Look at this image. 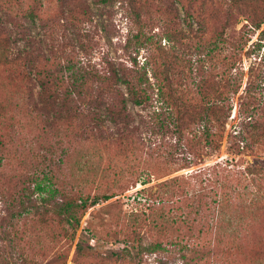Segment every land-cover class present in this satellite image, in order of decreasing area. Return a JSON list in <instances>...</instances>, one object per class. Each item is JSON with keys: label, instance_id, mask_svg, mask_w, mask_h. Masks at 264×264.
I'll list each match as a JSON object with an SVG mask.
<instances>
[{"label": "rangeland", "instance_id": "obj_1", "mask_svg": "<svg viewBox=\"0 0 264 264\" xmlns=\"http://www.w3.org/2000/svg\"><path fill=\"white\" fill-rule=\"evenodd\" d=\"M27 8L35 13L32 19L22 14ZM246 18L264 21V0H0V236L9 231L10 238L24 228L42 235V249L26 250L37 264H50L59 255L63 264H264V27L255 29ZM135 35L150 41L138 47ZM215 35L217 52L205 56ZM132 60L144 66L151 86L152 73L166 77L160 87L178 114L197 113L211 103L222 109L207 123L218 137L210 147H198L193 156L183 145L193 134L199 136L204 123L185 119L188 124L178 133L171 120L154 127L152 114L160 105L156 87L143 106L126 104L128 124L112 122L111 99L97 92V78L112 68L132 69ZM65 66L88 78L85 95L67 103V111L59 105L69 87ZM57 71L61 86L40 87L44 75ZM118 90L125 95L122 86ZM166 111L161 104L159 112ZM76 166L85 168L86 183L76 179ZM215 166L246 178L249 194L242 206L258 193V201L242 213L246 227L236 241H220L222 232L210 227V193L197 206L192 199L177 203L174 198L170 204L167 195L160 197L158 184L199 170H205L203 178ZM131 168L141 175L136 183L125 178ZM101 170L106 179L98 181ZM43 175L53 177L54 202L64 200L66 192L75 199L76 185L89 196H113L87 208L72 235L50 209L41 218L12 219L14 228L8 230V207L15 205L21 188L31 189L30 181ZM145 196L155 200L150 210L162 227L157 234L123 223ZM181 213H187L186 224L170 226ZM39 218L45 227L37 226ZM168 226L176 230L167 231ZM123 235L134 245L157 242L163 249L133 259L135 249H123ZM173 236L180 244L170 247ZM81 237L90 250L76 257L74 244ZM0 249L15 260L9 242L0 241ZM117 252L128 255L114 256Z\"/></svg>", "mask_w": 264, "mask_h": 264}, {"label": "trees", "instance_id": "obj_2", "mask_svg": "<svg viewBox=\"0 0 264 264\" xmlns=\"http://www.w3.org/2000/svg\"><path fill=\"white\" fill-rule=\"evenodd\" d=\"M101 3L106 2V0H99ZM235 1V0H234ZM244 3H249V0H243ZM251 5V1H250ZM24 17H27L28 19H32L35 17V13L30 9L27 8L23 13ZM201 19V16L196 15V19ZM141 21V19L139 18ZM246 21L250 24L251 27L257 29L260 24L264 27V21L261 19L259 20H253V18H246ZM188 28H191V24H187ZM198 32V31H196ZM161 35L163 38H169L170 34H167V32H161ZM195 34L190 35L191 38H194ZM140 35H135L134 40L137 41V46L142 47L146 42H149V38H146L145 41L142 39L139 41ZM220 37V36H219ZM218 35L214 36V39L210 42L208 46H210L207 51L205 52V56H210L215 51L217 52L218 42L220 39H217ZM136 43V42H135ZM223 43L222 37H221V44ZM230 57V56H225ZM132 69H125L120 68L117 70H114L113 68L107 73L105 76H99L97 78V82L99 84L97 92H102L104 94H107L111 99L112 108H114L110 111H108V116L112 117L110 118L112 122L117 123L120 122V119H123V122L125 124H128L129 117L126 114V104L130 103L133 106H143L144 104L148 103L150 100L149 91L152 87H156V101H159V111L161 104L164 106V108L167 110V113H160L155 112L152 114L153 119V125L154 127L158 126L160 127L163 123L166 121L171 120L172 126L176 127V133H178L179 129L183 126H186L188 123L185 121V119H190L189 124H193L192 122L196 121V123H204L202 127V131H199V136H195L193 134L192 138L186 141L183 145L185 148H187L188 151L192 152V155L194 156L196 152L198 151V147H201L202 145L204 147H210L211 143L215 140L217 137L215 133L211 131L212 125H208L207 123L213 121L218 117V115H222V109H219L214 103H211L208 108L202 110L200 112H187V114L181 113L178 114L177 108L176 110L172 108V104H174V100L162 92L161 90V83L163 81H166V77H164L162 80L160 78L158 79L155 74L150 73L152 79L154 80L155 86H151V84L148 82L146 77V71L144 66L141 68L137 67L135 65V62L132 60ZM73 66H65L64 71L67 73L65 76L67 82L69 83V87L67 90H65L66 94L63 95L60 99V107L67 108V103H71L74 100H80V97L85 95V92H83V89L87 85L88 78L86 76V73L77 70H72ZM137 67V68H136ZM58 72L55 74H46L44 75V82H40V87L45 88L48 85L53 86H61L64 81L62 80V76L58 75ZM229 80V79H228ZM162 81V82H161ZM231 84V83H230ZM232 85V84H231ZM68 86V85H67ZM118 86H122L125 92V95L122 96L118 90ZM264 91V90H263ZM159 97V98H158ZM50 98H54L53 96H50ZM226 98V97H225ZM161 101H160V100ZM69 109V108H67ZM66 109V111H67ZM175 111V112H174ZM229 109L227 108L226 112H228ZM174 114V119L172 115ZM183 115V116H182ZM187 115V116H185ZM224 117V116H223ZM226 117H224L225 119ZM62 119V117L60 118ZM182 120V121H181ZM184 120V121H183ZM180 121V123H178ZM212 123V122H211ZM67 127V126H66ZM68 128V127H67ZM220 137V136H219ZM218 138V137H217ZM93 146L96 147L97 144L93 143ZM130 159L134 161L135 153H131L129 155ZM126 158V157H125ZM84 167L80 166L77 168V166L74 168L73 173L76 174V179L80 182L86 183L88 174L86 171H84ZM208 170V169H207ZM131 173H129L128 176H126V180L132 181L134 183L137 182L138 178L141 177V175L137 172L134 173L135 169L131 168ZM205 170H199L196 173L189 175L187 177H180V178H173L169 182H164L161 184H158L160 187V197L166 196L167 198L165 201L172 204V199H177V203H181L182 201L189 200V203L191 202V199L193 202L197 203L201 202V197L207 193H210V201L206 206V210L209 212V219L211 222V228L214 230H217L218 232H222V235H220V241H236L237 237L241 234L243 229H245L246 225L244 224L242 219V213L245 212V209L253 207V203L258 201V196L254 194V198L251 200V202H248V205L242 206V204L246 201V195L249 194L246 192L247 186L245 185L246 178L242 176L243 174L239 171L234 172L230 171L226 168H220L219 166H215L214 168H211V170L206 171L207 175L204 176ZM72 175L70 174V177ZM53 177H46V175L41 176L40 178L35 177L33 180L30 181V185H32L31 189L28 190V187L21 188L19 191L20 194L17 195V198L15 200V205L9 206L7 209L8 217H9V223H8V230L14 228L13 220L19 221L24 219L25 221L31 220L28 219L31 216L36 217V219L40 216V218L46 213L48 209L52 212L55 216L60 217V221L63 223L62 226H66L68 229L71 230V235L74 232V229L76 228V225L78 223L80 215L89 207H92L97 203V201H106L110 197L113 196V193H101L96 194L93 196H89L88 194H85L82 190L77 188V185L73 187V190L76 192V198L71 199L68 198L69 192H66L64 194V200L61 202H54V194L57 193L56 188L53 187L52 180ZM103 179H106V175L104 170H101L100 173H98V181H101ZM195 179H198L195 181ZM182 180V181H180ZM194 180V181H193ZM189 181V182H188ZM192 181V182H191ZM78 184V183H77ZM33 196V200L31 198ZM241 201V202H240ZM155 200H150L145 196L144 202L141 206H137L136 209L130 210V212L127 214V221L123 220V223H131L134 225V227L138 228H145L147 231H155L157 234L158 232H161L162 230L161 224L156 223L154 220V212L150 210V208L154 207ZM237 202H240V204L237 205ZM37 204V205H36ZM205 204V203H204ZM156 206H159V204ZM191 206V204L187 205V207ZM40 209H43L40 210ZM40 210V211H39ZM147 211L149 213H147ZM182 215L179 216L177 221H173L170 223V226H173L176 222L180 221L184 225L186 224L185 218L187 213H181ZM116 217H119L116 215ZM38 219L37 226L38 227H45L47 225V222L44 221V219ZM13 219V220H12ZM181 219V220H180ZM12 220V221H11ZM247 223V222H246ZM244 227V228H243ZM186 228L188 231L192 229L191 226L186 225ZM158 230V231H157ZM167 231L173 232L176 230V228L168 226L166 229ZM6 234H3L0 236V241L9 242L11 245V254L14 255L13 261H9L8 255L5 257L3 251L0 249V264H37L32 258H30L27 255L26 250L31 248V246L36 247L38 245V249H42L43 246L41 244L42 242V235L40 234H32L30 231L26 230L25 228L22 229L21 233L18 231L11 232L10 238L8 237L9 231H6ZM39 232V230H38ZM63 233H66V229L63 231ZM170 241H168V245L170 247H174L179 245V241H177L178 237H171ZM121 244L124 245V250L129 249H135V256L133 255V259H137L138 253H152L153 250H162L163 247L160 243L155 242L151 246L142 247L138 245H134L129 242L126 235H123L120 239ZM25 245V247L21 245ZM17 245L19 247H17ZM27 247V248H26ZM136 247V248H135ZM185 248V247H184ZM90 250V246H88L87 241L83 239V237L79 238L77 242L74 244V255L76 257H81L83 254L86 253V251ZM127 253V251H126ZM117 255L114 256H121V255H128V254H121L120 252L116 253ZM64 257L62 255H59L58 257H54L52 261H50V264H53L56 260H59L57 262L58 264H63Z\"/></svg>", "mask_w": 264, "mask_h": 264}]
</instances>
